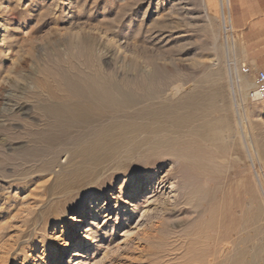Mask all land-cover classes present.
<instances>
[{"label":"rangeland","instance_id":"374dc122","mask_svg":"<svg viewBox=\"0 0 264 264\" xmlns=\"http://www.w3.org/2000/svg\"><path fill=\"white\" fill-rule=\"evenodd\" d=\"M228 5L224 8L221 0H0V264H61L60 259L67 264L69 254L61 253L78 227L71 219L77 217L73 209L79 199L101 198L104 192L118 196L123 176L159 170L165 161L105 170L97 184L76 197L57 198L61 189L52 171L72 142L48 143L43 136L55 130L47 109L75 100L70 84L98 74L127 89L145 79L154 81L156 96L168 98L175 83L205 78L216 67L226 86V115L245 128L220 156L225 161L220 176L196 177L172 165V178L183 186L179 201L157 205L159 213L149 214L117 253L102 252L104 264H217L229 257L219 246L232 238L244 251L240 264H264V215L257 220L250 211L264 210V103L242 97L235 84L240 67L249 69L252 82L264 72V0H230ZM232 156L235 169L229 166ZM74 159L63 164L64 172L80 161ZM194 185L212 192L211 201L193 198ZM49 186L55 195L44 198L45 209H36L33 199H43L41 188ZM244 186L257 198L251 208ZM114 219L99 225L107 239L118 237V228L111 234ZM232 220L237 229L230 235Z\"/></svg>","mask_w":264,"mask_h":264},{"label":"bare ground","instance_id":"6f19581e","mask_svg":"<svg viewBox=\"0 0 264 264\" xmlns=\"http://www.w3.org/2000/svg\"><path fill=\"white\" fill-rule=\"evenodd\" d=\"M245 69L240 67L235 84L243 94L242 97L249 100L251 96L247 91L254 90V82L250 81ZM119 87L94 74L83 78L81 84L69 85V92L75 98L73 102L47 109L55 123V130L50 134L43 133L47 134L43 139L48 143H55L63 138H70L72 143L68 145L64 156L62 155L63 162L54 166L58 170L52 171L61 193L55 195L51 186L42 187L43 199L35 200L31 197L32 204L36 209H45L47 202L44 198L54 195L61 200H69V196L100 179V174L105 170L116 173L126 170L130 163L139 165L161 157L165 161L160 164L159 170L155 167L138 176H123L118 196L104 192L101 198L93 195L87 198L84 195L79 199L73 209L77 217L71 219L78 227L70 239V244H65L61 253L63 257L69 254L70 260L67 264H104L107 255L102 252L117 253L144 226L145 218L149 214L151 216V213L154 214L153 211L158 209L157 205L176 202L183 186L175 182L177 177L172 178V165L178 172H194L196 177L205 175L217 180L222 162H225L220 156L225 152L228 143L238 138L239 131H245L243 125L239 129L233 119L226 115L227 108L223 104L226 86L222 71L218 67L211 70L205 78L200 77L189 83H175L169 90L168 98L156 96L154 81L135 80L127 89ZM214 112L222 116L217 119L209 117ZM207 143L214 146L213 150L207 149ZM74 158H80V161L64 172L63 164L72 162ZM230 159L229 166L235 169L237 158L232 156ZM189 184L192 187L193 184ZM243 189L248 195L246 204L251 208L252 203L257 201L256 195L248 186ZM54 190L57 191L56 188ZM35 191L32 196H35ZM191 193L197 200L211 201L213 196L212 192H202L197 185H194ZM112 200L116 201L114 207L111 206ZM118 202L121 204L118 205ZM30 203L29 199L26 206ZM160 208L156 213H159ZM250 211L252 218L257 220L264 215L262 208ZM113 216L115 224L110 226L111 234L118 228V237L115 240L107 239V232L104 233L106 229L100 230L99 226L111 225ZM228 226L230 235L234 234L237 229L234 220ZM251 240L248 238L246 243H251ZM219 250L221 254L224 251L229 254L228 259L224 260L226 264H240L243 260L244 251L239 247L236 238L227 243L223 242ZM100 254H103L102 258L95 262L94 259ZM224 261H218L217 264H224ZM59 263L62 264L61 259Z\"/></svg>","mask_w":264,"mask_h":264},{"label":"built area","instance_id":"2783aa9c","mask_svg":"<svg viewBox=\"0 0 264 264\" xmlns=\"http://www.w3.org/2000/svg\"><path fill=\"white\" fill-rule=\"evenodd\" d=\"M224 8L228 7L230 0H221ZM228 9V8H227ZM245 73H249V69H245ZM253 100L258 103H264V72L260 71L254 78V90L250 93Z\"/></svg>","mask_w":264,"mask_h":264},{"label":"crops","instance_id":"0c3cea01","mask_svg":"<svg viewBox=\"0 0 264 264\" xmlns=\"http://www.w3.org/2000/svg\"><path fill=\"white\" fill-rule=\"evenodd\" d=\"M253 102H256L255 100Z\"/></svg>","mask_w":264,"mask_h":264}]
</instances>
